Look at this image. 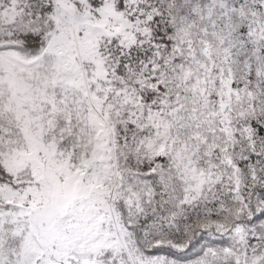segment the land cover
<instances>
[{"label":"snow or ice","instance_id":"1","mask_svg":"<svg viewBox=\"0 0 264 264\" xmlns=\"http://www.w3.org/2000/svg\"><path fill=\"white\" fill-rule=\"evenodd\" d=\"M0 264H264V0H0Z\"/></svg>","mask_w":264,"mask_h":264}]
</instances>
